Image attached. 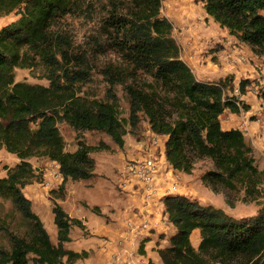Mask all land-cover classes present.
<instances>
[{"label":"trees","instance_id":"trees-1","mask_svg":"<svg viewBox=\"0 0 264 264\" xmlns=\"http://www.w3.org/2000/svg\"><path fill=\"white\" fill-rule=\"evenodd\" d=\"M161 1L98 0L99 32L105 36L101 41L113 48L122 63L109 62L100 68L108 82L105 96L89 99L80 89L89 70L72 64L73 59L82 63L83 57L72 54L66 36L52 29L57 19L79 9L84 0H0V14L19 13L0 27V148L19 159L12 166H2L6 173L0 176V197L10 200L24 227L22 232H6L8 245L0 244V264H74L89 255L66 246L70 229L84 225L57 199H63L68 180L94 175L90 153L108 145L102 141L87 144L77 137L76 148L66 150L58 122L76 131L104 132L122 147L123 135L135 132L139 113H144L151 130L166 135L165 157L172 169L191 173L193 163L185 151L188 144L214 160L217 169L211 174L227 189L242 188L250 200L264 192V167L255 163L252 145L239 128L223 129L220 122L226 109L236 114L249 109L239 96L251 81L240 79L238 95L229 96L232 75L215 82L197 79L181 58L171 21L160 14ZM202 1L205 13L229 34L250 47L264 49V0ZM37 60L46 70L47 85L15 80L16 68H33ZM126 65L168 93L160 98L175 111L173 118L165 119L150 107L142 90L128 82L132 73ZM115 84H123L128 96V130L119 117ZM34 156L55 161L62 175L58 187L50 189L55 242L22 191L25 185L42 181V174L28 160ZM163 204L167 221L174 227L168 244L157 248L163 264H229L233 257L243 264H264V203L254 216L241 219L179 193L164 195ZM194 229H199L196 246L190 239ZM143 242L138 244L139 252ZM208 251L212 259L206 257Z\"/></svg>","mask_w":264,"mask_h":264},{"label":"rangeland","instance_id":"rangeland-1","mask_svg":"<svg viewBox=\"0 0 264 264\" xmlns=\"http://www.w3.org/2000/svg\"><path fill=\"white\" fill-rule=\"evenodd\" d=\"M99 6L98 0H84L79 9L57 19L52 25L55 32H62L66 36L70 52L78 57H83L82 63H77V59H73L72 64L84 65L89 70L88 80L80 85L81 94L89 99H102L105 96L108 82L99 72L100 68L109 62L122 63L121 58L113 48L101 41L105 40V36L99 32V19L102 14ZM160 14L171 21L172 35L180 46V54L190 59L192 63L203 60L202 63L189 64L197 79L215 82L226 75H232L233 88L226 92L229 96L238 95L240 79L247 78L251 81V83L248 82L245 89L250 91L249 95L252 99L248 100L249 109L243 112L248 113L249 123L260 120L264 124V49L250 47L229 33L224 35L226 33L223 30L224 27L219 26L212 17L205 13L202 0H162ZM18 17L19 13L16 11L0 14V27ZM200 52L204 55L201 59L198 57ZM233 52L237 57L231 55ZM230 63L232 64L228 66ZM199 67L203 68H201V72L196 70ZM126 68L131 69L129 65H126ZM130 71L132 76L128 82L142 90L150 107L165 119L173 118L175 111L163 103L160 98L168 93L142 72L132 69ZM45 74V68L37 60L33 68H16L15 80L47 85L48 80ZM113 90L118 98L119 117L128 130L129 125L125 121L128 117V96L124 90V85L115 84ZM245 103L247 102L245 101ZM139 114V122L135 132H126L123 135L124 144L122 147L117 146L104 132L96 130L76 131L65 122L57 123L65 141L66 150L76 148L77 137H80L87 144L97 145L102 141L108 145V148L98 149L90 153L95 161V172L92 177L66 182L63 199H57L66 211L72 210L75 206V200H78V205L84 213L90 209L99 214L102 202L111 203L116 196L126 198L125 192L121 191L117 185V173L121 171V163L147 154V147L152 136L148 117L144 113ZM220 122L223 125L226 123V127L239 128L241 126L240 112L230 114V111L226 109L220 115ZM157 136L159 137L158 144L163 150L165 158V161L159 162L158 166L164 168L168 163L165 157L164 139H166V135L157 134ZM245 137L247 141H250L248 136ZM139 142L141 143L140 155L133 153L134 151L138 152L136 144H140ZM260 146L262 151L253 149V155L257 166L263 168L264 140ZM157 150L160 152V148ZM185 151L193 163V169L188 175L173 169L180 175V191H182L180 194L202 203L220 207L236 219L249 218L257 213L264 203V192L257 200H250L244 195L242 188L227 189L211 174L217 169L212 158L192 150L188 144H185ZM28 160L33 168L42 174L43 178L41 182L34 181L25 185L22 191L30 199L32 210L43 222L49 236L54 239L56 226L51 212V199L54 193H51L50 189H56L59 183L49 185L47 182L52 180V171L57 168L54 164L49 165L46 161L47 158L43 156L29 157ZM18 161L16 155L0 148V176H4L6 173L5 169L2 168L3 165L12 166ZM169 168H171L170 165ZM99 186L100 188H98ZM184 186L190 189L186 190ZM169 223L168 221L165 223L168 226L161 224L164 227H160L161 232H155L157 230L151 228L150 231L155 232L157 237L153 246L155 250L168 244L167 239L173 233L171 223ZM77 229L76 226H73L72 233ZM23 230L24 227L20 224V215L10 200L0 197V244L8 245L7 231L22 232ZM135 233L138 234L140 231ZM206 257L212 259L211 252L208 251ZM159 260H161L160 257ZM229 264H243V260L239 257H233Z\"/></svg>","mask_w":264,"mask_h":264},{"label":"crops","instance_id":"crops-1","mask_svg":"<svg viewBox=\"0 0 264 264\" xmlns=\"http://www.w3.org/2000/svg\"><path fill=\"white\" fill-rule=\"evenodd\" d=\"M223 30L226 32L224 35L228 33V30L225 27ZM232 36L236 38L234 35ZM201 53L202 52L198 55L200 59L204 56ZM231 55L237 57L235 52ZM181 58L188 65H195L196 62H203L201 59L200 61L192 63L190 59L182 54ZM231 64L232 63L228 66ZM201 68L202 67L196 68V70L201 72ZM249 93L250 91L246 90L245 94L240 95L239 98L243 99L248 104V100L252 99ZM230 114L234 113L230 112ZM247 114V112H240L241 126H239V129L242 131L244 136H248V138H250L251 142L249 140L248 142L252 145L253 149L262 151V147L260 145L262 140H264V124L260 120L249 123ZM221 126L223 129L231 128L226 127V123L223 125L222 122ZM136 146V150L138 152L134 151L133 153H139L140 155L139 150L141 143L136 144ZM46 161H48L49 165L54 164L55 162L49 159ZM123 164L124 162L121 163V168ZM184 175L188 174L184 173ZM166 177L167 174L162 173L159 175V180L164 183L166 182ZM181 179L183 180V178ZM117 185L121 191L125 192L126 198L116 196L114 201L111 203H104L105 201L102 202L103 204L99 203L102 204L99 214L90 209L84 213L78 205V200H75L74 208L67 211L70 216L80 219L84 228L80 229L76 226L78 229L72 233V227L70 229L71 240L66 243V246L74 250L79 251L83 249L89 252V255L86 258L79 259L74 264H162L161 260H159L157 250H155L153 246L155 244V238H157L155 232H161L160 227L164 228L161 224H165L167 222V218L164 213V196L152 194L150 197H146V191L143 189L139 190L137 186L130 185L120 175V171L117 173ZM98 188H100V186ZM187 189L190 188L186 187V190ZM144 219L147 221V224L145 227L137 229V231H140L138 234L130 232L126 226L127 220H134L135 222H138ZM170 225L172 226V231L174 232L173 225ZM151 228H155L157 231L152 232L150 231ZM49 237L55 242L56 230L55 238L53 239L51 236ZM141 239H144L143 251L139 252L137 248ZM190 239L193 246L198 244L199 229H194L192 231Z\"/></svg>","mask_w":264,"mask_h":264},{"label":"built area","instance_id":"built-area-1","mask_svg":"<svg viewBox=\"0 0 264 264\" xmlns=\"http://www.w3.org/2000/svg\"><path fill=\"white\" fill-rule=\"evenodd\" d=\"M152 136L147 147V154L140 158L128 159L123 164L120 175L125 181L132 186H137L138 189L146 191V197H150L152 194L158 196H164L171 193H181L180 175L177 174L172 168H169L167 163L164 168L158 166L159 162L165 161L164 153L159 146V137L156 133L151 131ZM160 148V152H158ZM163 158V160H162ZM55 171H52V180H49L47 184L53 185L60 183L62 175L59 171L58 164L54 162ZM166 173V182L162 183L159 180V175ZM147 221L141 220L135 222L134 220H127L126 226L130 232L135 233L137 229L145 227Z\"/></svg>","mask_w":264,"mask_h":264}]
</instances>
